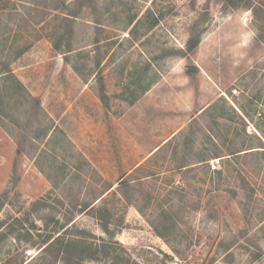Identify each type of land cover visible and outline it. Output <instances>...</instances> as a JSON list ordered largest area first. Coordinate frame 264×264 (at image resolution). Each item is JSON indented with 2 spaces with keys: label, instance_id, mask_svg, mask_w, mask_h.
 Segmentation results:
<instances>
[{
  "label": "rangeland",
  "instance_id": "rangeland-1",
  "mask_svg": "<svg viewBox=\"0 0 264 264\" xmlns=\"http://www.w3.org/2000/svg\"><path fill=\"white\" fill-rule=\"evenodd\" d=\"M0 264H264V0H0Z\"/></svg>",
  "mask_w": 264,
  "mask_h": 264
},
{
  "label": "crops",
  "instance_id": "crops-1",
  "mask_svg": "<svg viewBox=\"0 0 264 264\" xmlns=\"http://www.w3.org/2000/svg\"><path fill=\"white\" fill-rule=\"evenodd\" d=\"M201 73V72H200ZM169 80V79H168ZM182 86H174V84H171L169 82H165V79H160L159 81L155 82L149 89L146 90V92L140 97L127 111V113L124 116V120H131L132 124L127 122V124H124L123 126L132 129V132H134L136 135H139L142 131L141 130V117L143 110H146L149 114V116H156L158 113H163V111H167L171 109H176L177 105L174 103V101L167 102L162 101L161 96L167 95L168 93H171L172 98L174 94H182V97H185V95L189 91V87L187 86L186 82H181ZM201 88H199L200 90ZM202 91V90H201ZM200 91V92H201ZM196 93V92H195ZM181 108V106L179 107ZM177 108V109H179ZM188 106L186 104H182V109L187 110ZM204 107L201 110H203ZM129 115V116H128ZM127 117V118H126ZM126 118V119H125ZM153 124V123H152ZM170 133H172V136H175L179 131L180 128H176L173 130H168ZM171 136H168L166 138H162L160 136L158 138V142L154 144V146L146 151V153L143 155L142 159L136 162V165L141 164L147 157L154 154L156 151H158L164 143H166Z\"/></svg>",
  "mask_w": 264,
  "mask_h": 264
},
{
  "label": "trees",
  "instance_id": "trees-1",
  "mask_svg": "<svg viewBox=\"0 0 264 264\" xmlns=\"http://www.w3.org/2000/svg\"><path fill=\"white\" fill-rule=\"evenodd\" d=\"M253 14H254V15H257V13L254 12V10H253ZM157 21H158V20L155 19L153 25L156 24ZM198 44H199V40H198V38L195 37V36L192 37V38L189 40V42H188V48H187V50H188L189 52L192 51L193 49H195V48L198 46ZM183 54H186V53L183 52ZM146 90H147V89H146ZM240 151H241V150H233V151H231L229 154H230L231 156H237V155H240V154H239ZM205 157H206V156H205ZM207 160H208V159H206V158H201V159H199L198 161L193 162V164H195V165H193L192 167H197V166H199V165H202V164H204ZM185 166H187V164H185V165H181V168H182V167H185ZM219 172L222 173V171H219ZM122 181H123V180H122ZM122 181H121V182H122ZM158 231H159L160 234H162V232H160V230H158Z\"/></svg>",
  "mask_w": 264,
  "mask_h": 264
},
{
  "label": "built area",
  "instance_id": "built-area-1",
  "mask_svg": "<svg viewBox=\"0 0 264 264\" xmlns=\"http://www.w3.org/2000/svg\"><path fill=\"white\" fill-rule=\"evenodd\" d=\"M247 20H248V16H245L244 21H247ZM212 167L215 169L217 165L214 162H212Z\"/></svg>",
  "mask_w": 264,
  "mask_h": 264
}]
</instances>
